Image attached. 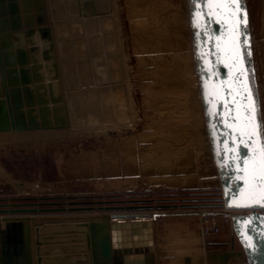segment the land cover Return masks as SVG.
Returning a JSON list of instances; mask_svg holds the SVG:
<instances>
[{
	"label": "water",
	"instance_id": "1",
	"mask_svg": "<svg viewBox=\"0 0 264 264\" xmlns=\"http://www.w3.org/2000/svg\"><path fill=\"white\" fill-rule=\"evenodd\" d=\"M195 4L220 205L247 211L232 216V227L248 264H264V213L258 211L264 210V150L242 51L245 7L241 0ZM131 123L112 0H0V133ZM40 198L47 197H0V264H45L50 258L42 245L56 239L69 244L66 253H77L69 264H156L153 219L161 213ZM65 212L79 214H48ZM36 219L60 225L66 235L43 238V224L31 230Z\"/></svg>",
	"mask_w": 264,
	"mask_h": 264
},
{
	"label": "rangeland",
	"instance_id": "2",
	"mask_svg": "<svg viewBox=\"0 0 264 264\" xmlns=\"http://www.w3.org/2000/svg\"><path fill=\"white\" fill-rule=\"evenodd\" d=\"M241 1L247 40L242 51L245 62H250L249 79L264 150V0ZM195 5V0H113L131 125L48 135L44 130L0 133V166L14 180L7 182L0 174V193L34 195L42 189L37 196L47 197L39 199L43 202L139 206L143 212L161 213L159 226L173 231L166 236L178 244L177 260L172 264H248L232 227V216L246 211L220 205L224 199L204 103ZM127 139L137 140L144 149L146 175L133 189L128 185L129 191L118 178L103 177L105 149L110 142L115 146ZM180 158H190L191 164L207 159V167L202 166L204 175L208 174L205 187L169 186L166 179L174 171L168 170L183 163ZM153 164L159 167L158 180L148 172ZM204 216L218 226V233L204 232ZM202 240L197 250L196 242Z\"/></svg>",
	"mask_w": 264,
	"mask_h": 264
},
{
	"label": "crops",
	"instance_id": "3",
	"mask_svg": "<svg viewBox=\"0 0 264 264\" xmlns=\"http://www.w3.org/2000/svg\"><path fill=\"white\" fill-rule=\"evenodd\" d=\"M120 129V128H117ZM41 131V130H39ZM24 132H33V131H24ZM20 132V133H24ZM8 133V132H6ZM17 134V133H16ZM145 151L144 149H141V146L138 145L137 140H121L120 142L117 143V145L113 146L112 142H110V145L107 146V148L104 151V158H103V177L105 180H112L118 178L124 187L125 185V191H129L130 187L131 189L133 185H137L138 182L144 179L145 175V170H144V161H145ZM185 154V150H184ZM144 158V159H143ZM152 158L156 159V154L152 155ZM193 158V157H192ZM146 160H148L146 158ZM179 161H182L183 163H178V165H175L173 168H169L168 171H174L172 174V177H168L166 180L170 182L169 186L175 187V188H200L202 189L204 179L208 177V174L204 175L202 166L204 168L207 167V159L203 158L202 162H194L191 164V159L190 158H185L182 159L180 158ZM180 169V170H176ZM152 173L155 180H158V175H159V167L156 165H152L151 169L148 170V172ZM176 171V172H175ZM184 171V172H182ZM195 171V172H192ZM206 171V170H205ZM146 172V173H148ZM170 173V172H169ZM206 173V172H205ZM0 174L3 176V179L5 178L7 182L14 181L7 176L3 170L2 167L0 166ZM9 175V174H8ZM148 178V177H147ZM4 179V180H5ZM153 179V178H151ZM154 180V179H153ZM195 180V181H193ZM214 181L211 179V182ZM16 182V180H15ZM207 182V181H206ZM19 185H24L27 186L26 183L24 182H19L17 181ZM125 183V184H124ZM135 183V184H134ZM194 183V184H193ZM31 184V183H30ZM35 187H39L37 183H35ZM132 184L130 187L128 185ZM34 186V185H33ZM138 187V186H135ZM31 190H35L34 188ZM40 189L37 193H43ZM35 193L36 195H38ZM29 195V193H26ZM34 194V195H35ZM17 195H23L22 193L20 194H1L0 196L2 197H11V196H17ZM42 195V194H40ZM10 200H7L9 202ZM52 214L55 216H64L65 214H79V213H48ZM28 216H35L39 217L42 215L39 214H28ZM159 218L156 217L153 219V224H154V252H155V259H156V264H172L171 262L174 260H177V255L178 253H175V251H178L177 247L175 245V242H172L169 237H166L169 235V233H173L171 230H164L161 229L159 226ZM1 227L4 226V222H0ZM31 224V230H33V227L37 224H43L41 227L44 228V231L42 233V237L47 239L49 238L48 236H56L55 238H62V236H65L64 234V228H60V225H54L45 223V221H39L36 219L35 221H30ZM197 231V230H196ZM198 232V231H197ZM54 234V235H53ZM199 234V233H196ZM34 234H31L32 238V255L33 259L35 258V245H34ZM186 241H189V239ZM205 241V240H204ZM208 242V240H207ZM68 243H63V241L56 239L55 242L53 243H48L45 241L43 248H45L44 252L46 255L49 256L50 260L46 261L45 264H69L67 262H74L77 260V253H66L68 249H65L64 247L67 246ZM69 245V244H68ZM203 246V240L201 243L196 242V247L197 250L200 249ZM50 249H47V248ZM174 248V249H173ZM195 253V252H194ZM193 254V253H191ZM174 256V257H173ZM188 256H191L190 254ZM35 264V263H34Z\"/></svg>",
	"mask_w": 264,
	"mask_h": 264
},
{
	"label": "built area",
	"instance_id": "4",
	"mask_svg": "<svg viewBox=\"0 0 264 264\" xmlns=\"http://www.w3.org/2000/svg\"><path fill=\"white\" fill-rule=\"evenodd\" d=\"M261 213H264V210H258ZM247 212V211H246ZM202 223H203V229L205 233H218L219 232V228L218 226H216L215 224H211L210 220L208 217L204 216L202 217Z\"/></svg>",
	"mask_w": 264,
	"mask_h": 264
},
{
	"label": "bare ground",
	"instance_id": "5",
	"mask_svg": "<svg viewBox=\"0 0 264 264\" xmlns=\"http://www.w3.org/2000/svg\"><path fill=\"white\" fill-rule=\"evenodd\" d=\"M112 3H113V0H112ZM113 10H114V7H113ZM114 15H115V13H114ZM115 20H116V24H117L116 16H115ZM117 30H118V26H117ZM119 44H120V39H119ZM120 51H121V47H120ZM121 56H122V53H121ZM122 59H123V57H122ZM123 66H124V63H123ZM129 125H131V124H129ZM101 128L103 129L104 127H101ZM110 128H121V127L120 126H112ZM87 130H95V129H87ZM44 131H46L47 133L46 132L45 133H46V135H48V134H52V133L59 132V131H71V130H44ZM71 132H73V131H71ZM74 132H76V131H74ZM144 216L145 217H150L149 215L148 216L147 215H144Z\"/></svg>",
	"mask_w": 264,
	"mask_h": 264
},
{
	"label": "snow or ice",
	"instance_id": "6",
	"mask_svg": "<svg viewBox=\"0 0 264 264\" xmlns=\"http://www.w3.org/2000/svg\"><path fill=\"white\" fill-rule=\"evenodd\" d=\"M247 55V54H246Z\"/></svg>",
	"mask_w": 264,
	"mask_h": 264
}]
</instances>
